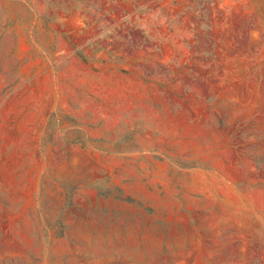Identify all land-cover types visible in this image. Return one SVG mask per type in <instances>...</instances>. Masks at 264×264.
I'll return each instance as SVG.
<instances>
[{"label": "rangeland", "instance_id": "374dc122", "mask_svg": "<svg viewBox=\"0 0 264 264\" xmlns=\"http://www.w3.org/2000/svg\"><path fill=\"white\" fill-rule=\"evenodd\" d=\"M0 264H264V0H0Z\"/></svg>", "mask_w": 264, "mask_h": 264}]
</instances>
